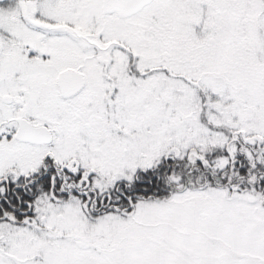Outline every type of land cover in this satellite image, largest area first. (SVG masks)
Listing matches in <instances>:
<instances>
[{
    "label": "snow or ice",
    "instance_id": "1",
    "mask_svg": "<svg viewBox=\"0 0 264 264\" xmlns=\"http://www.w3.org/2000/svg\"><path fill=\"white\" fill-rule=\"evenodd\" d=\"M0 264H264V0H0Z\"/></svg>",
    "mask_w": 264,
    "mask_h": 264
}]
</instances>
